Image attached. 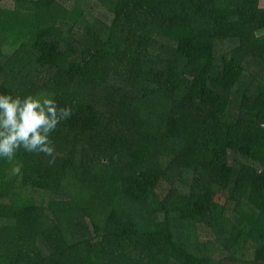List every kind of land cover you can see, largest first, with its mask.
Returning <instances> with one entry per match:
<instances>
[{
	"label": "trees",
	"instance_id": "trees-1",
	"mask_svg": "<svg viewBox=\"0 0 264 264\" xmlns=\"http://www.w3.org/2000/svg\"><path fill=\"white\" fill-rule=\"evenodd\" d=\"M260 1L0 0V92L73 109L0 159V264H264Z\"/></svg>",
	"mask_w": 264,
	"mask_h": 264
},
{
	"label": "clouds",
	"instance_id": "clouds-1",
	"mask_svg": "<svg viewBox=\"0 0 264 264\" xmlns=\"http://www.w3.org/2000/svg\"><path fill=\"white\" fill-rule=\"evenodd\" d=\"M73 115L71 106H60L49 95L12 96L0 94V159L15 160L23 149L28 153L48 157V165L55 163L56 149L51 134L57 126ZM21 165L14 164L11 175L21 173Z\"/></svg>",
	"mask_w": 264,
	"mask_h": 264
},
{
	"label": "rangeland",
	"instance_id": "rangeland-1",
	"mask_svg": "<svg viewBox=\"0 0 264 264\" xmlns=\"http://www.w3.org/2000/svg\"><path fill=\"white\" fill-rule=\"evenodd\" d=\"M78 15H79V13H76V18H77ZM0 94H5V93L0 92ZM155 201H156V198L152 194V192L150 191L149 194H148L147 202H155ZM225 264H230V263H229V261H226Z\"/></svg>",
	"mask_w": 264,
	"mask_h": 264
},
{
	"label": "crops",
	"instance_id": "crops-1",
	"mask_svg": "<svg viewBox=\"0 0 264 264\" xmlns=\"http://www.w3.org/2000/svg\"><path fill=\"white\" fill-rule=\"evenodd\" d=\"M260 7H261L262 9H264V0H261V1H260Z\"/></svg>",
	"mask_w": 264,
	"mask_h": 264
}]
</instances>
